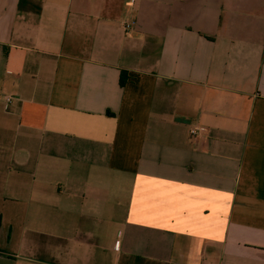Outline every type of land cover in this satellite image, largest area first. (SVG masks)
<instances>
[{
	"label": "crops",
	"instance_id": "0c3cea01",
	"mask_svg": "<svg viewBox=\"0 0 264 264\" xmlns=\"http://www.w3.org/2000/svg\"><path fill=\"white\" fill-rule=\"evenodd\" d=\"M0 216V264H264V0H0Z\"/></svg>",
	"mask_w": 264,
	"mask_h": 264
},
{
	"label": "built area",
	"instance_id": "2783aa9c",
	"mask_svg": "<svg viewBox=\"0 0 264 264\" xmlns=\"http://www.w3.org/2000/svg\"><path fill=\"white\" fill-rule=\"evenodd\" d=\"M135 25H136V22L135 21L126 22L124 24V29H125V31L129 32V31H131L135 27ZM12 100H13V98L11 96L5 97V99H4V105H5V107H7L8 105H10L11 102H12ZM199 132H200V129L194 127V128L191 129V132L190 133H191V136L192 137H196L199 134Z\"/></svg>",
	"mask_w": 264,
	"mask_h": 264
},
{
	"label": "trees",
	"instance_id": "16d2710c",
	"mask_svg": "<svg viewBox=\"0 0 264 264\" xmlns=\"http://www.w3.org/2000/svg\"><path fill=\"white\" fill-rule=\"evenodd\" d=\"M123 76H124V73H123ZM125 84V80L124 78L121 79V85L124 86ZM1 226H2V217L0 216V230H1Z\"/></svg>",
	"mask_w": 264,
	"mask_h": 264
}]
</instances>
